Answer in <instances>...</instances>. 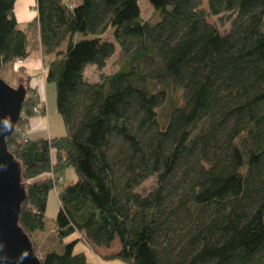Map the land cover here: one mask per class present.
Returning <instances> with one entry per match:
<instances>
[{"label": "trees", "instance_id": "1", "mask_svg": "<svg viewBox=\"0 0 264 264\" xmlns=\"http://www.w3.org/2000/svg\"><path fill=\"white\" fill-rule=\"evenodd\" d=\"M15 5L0 0L2 68L40 53L68 130L28 136L35 111L46 114L28 76L7 146L27 194L19 226L41 264H88L79 244H119L105 260L121 264H264V0H37L29 31ZM116 45L120 70L88 82ZM70 168L77 181L63 186ZM52 174L60 210L40 258L32 237L46 230Z\"/></svg>", "mask_w": 264, "mask_h": 264}, {"label": "rangeland", "instance_id": "2", "mask_svg": "<svg viewBox=\"0 0 264 264\" xmlns=\"http://www.w3.org/2000/svg\"><path fill=\"white\" fill-rule=\"evenodd\" d=\"M35 8L31 10V8L25 5V2L20 0L19 3L16 2L15 5V17L18 19V27L20 30L29 31L36 21L37 18V0H35ZM204 9L208 11L207 3H204ZM141 16L142 18L149 23H156L159 19L157 12L154 8L146 1L140 3ZM226 19V20H225ZM224 20V21H223ZM208 21L210 24L215 26L221 33H227L231 28V22L228 18L223 16L213 17L209 16ZM105 39L113 41L111 38V33L106 34ZM64 48V46H63ZM121 50L118 45H116V53L115 55L108 61L107 65L103 70H98L96 67L88 66L85 71V78L88 82H101L103 78L106 76H110L118 72L121 68ZM37 54H35L36 56ZM31 55L30 57H33ZM42 57V56H41ZM32 58H29L23 64H8L4 66L0 72V77L8 84H10L13 88H18L20 84L25 85V80L28 78L26 72L29 73V69L31 70L30 62ZM48 60L50 58L48 57ZM42 58L38 61V68H36L35 72L31 75V87H38L39 95L46 106V114L37 115L36 117L29 120V129L27 134L31 131V129L38 128L42 131L43 138L51 139V137L61 138L65 137L68 134V130L58 113L57 104H56V87L53 83H45V75L42 73L44 69H46V64ZM29 64V65H28ZM25 67L24 70H18V67ZM30 81H28L30 83ZM38 111V110H37ZM35 111V114H38ZM168 109L159 110V115L161 120H165V114ZM52 135V136H51ZM52 178L55 182V188L48 194L47 199V208H46V230L42 233H36L32 238L34 242V246L36 247V252L41 258L45 252L51 249L52 244L54 243V234L56 232V219L60 210V204L58 200V192L59 186L57 182L60 184V181H57L52 174ZM62 185H68L70 183H76L77 174L75 169L70 168L65 172L64 179H62ZM152 186V181H148L145 183L144 187ZM57 193V194H56ZM70 242L67 240L66 243ZM119 250V244L113 245L110 249H96L93 252L91 249L85 244H79L76 253H85L88 264H121L117 261H106L105 258H109L112 255L116 254Z\"/></svg>", "mask_w": 264, "mask_h": 264}, {"label": "water", "instance_id": "3", "mask_svg": "<svg viewBox=\"0 0 264 264\" xmlns=\"http://www.w3.org/2000/svg\"><path fill=\"white\" fill-rule=\"evenodd\" d=\"M26 98L23 85L15 89L0 77V264H41L31 239L19 226L27 194L22 184L21 165L7 146V138L21 120Z\"/></svg>", "mask_w": 264, "mask_h": 264}, {"label": "crops", "instance_id": "4", "mask_svg": "<svg viewBox=\"0 0 264 264\" xmlns=\"http://www.w3.org/2000/svg\"><path fill=\"white\" fill-rule=\"evenodd\" d=\"M19 1L20 0H16V2L17 3H19ZM22 1H24L25 2V5L26 6H28V8L30 7L31 8V10H34V8H35V0H22ZM17 5V4H16ZM17 21H18V19H17ZM35 54H37L36 56H35ZM32 55H34L33 57H30V58H32V60H31V64H30V66H32L31 67V70L29 69V73L28 72H26V74L28 75L29 74V77L31 78V75H32V73H30L31 71L32 72H35L34 70L36 69V68H38V66H37V64H38V61H40V59L42 58L41 57V54L40 53H34V54H32ZM48 59V58H47ZM29 65V64H28ZM44 74H46V69H45V73ZM42 81H44L45 82V80H43L42 79ZM31 83H32V81L30 82V85H31ZM46 83V82H45ZM34 88V87H33ZM38 87H36L35 89L38 91V94H40L39 92V89H37ZM30 126V125H29ZM28 136L29 137H31V138H33V139H46V138H43V135H42V131H40V129L38 130V128H35V129H31V131L28 133ZM52 136V135H51ZM51 138H56V137H51Z\"/></svg>", "mask_w": 264, "mask_h": 264}, {"label": "built area", "instance_id": "5", "mask_svg": "<svg viewBox=\"0 0 264 264\" xmlns=\"http://www.w3.org/2000/svg\"><path fill=\"white\" fill-rule=\"evenodd\" d=\"M19 64H23V62H19ZM42 73L44 74L45 73V69L42 71ZM45 75V74H44ZM37 111V110H36ZM37 113L40 115L41 113L39 112V110L37 111Z\"/></svg>", "mask_w": 264, "mask_h": 264}]
</instances>
